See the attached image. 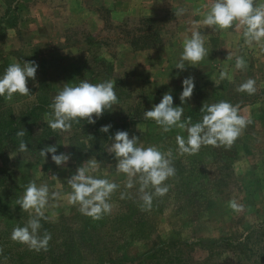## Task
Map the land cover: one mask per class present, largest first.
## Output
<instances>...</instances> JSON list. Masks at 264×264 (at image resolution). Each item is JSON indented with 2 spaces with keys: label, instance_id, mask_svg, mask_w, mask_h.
<instances>
[{
  "label": "rangeland",
  "instance_id": "obj_1",
  "mask_svg": "<svg viewBox=\"0 0 264 264\" xmlns=\"http://www.w3.org/2000/svg\"><path fill=\"white\" fill-rule=\"evenodd\" d=\"M209 6L210 0H0V75L13 62L34 60L39 65L36 79L28 80L30 94H14L11 101L1 97L0 114L19 119L40 106L28 150L10 152L0 162L15 178L14 184L0 188V264H60V244L71 242L76 264H154L145 255L162 242L182 264H264V48L246 45L238 24L225 31L203 26ZM181 7L184 15H174ZM197 30L208 55L195 66L186 62V70L180 71L175 65L183 42ZM236 56L246 60V69L235 68ZM221 71L228 73L227 79H219ZM189 75L195 88L181 105V81ZM249 78L256 81L255 94L236 91ZM81 80L115 82L118 104L95 124L85 120L67 132L52 131L47 120L53 97L65 84ZM165 92L184 112L221 100L238 104L239 115L252 123L231 149L202 146L194 155H181L176 136L186 138V131L174 127L164 132L154 120L143 118ZM107 124L112 125L108 133L96 130ZM117 130L137 136L138 146L171 150L176 172L165 181L169 191L154 197L148 211L141 210L139 184L126 189L128 178L116 171L107 151ZM46 145L71 153L66 167H57L50 154L45 160L40 156ZM90 159L99 163L90 175L120 185L109 201L111 212L99 220L67 203V178ZM30 181L61 193L58 200L50 199L47 219L40 221L39 234L51 233L47 251L10 238L13 228L34 215L16 205ZM121 192L127 198L121 199ZM232 199L244 205L242 212L228 207Z\"/></svg>",
  "mask_w": 264,
  "mask_h": 264
},
{
  "label": "clouds",
  "instance_id": "obj_2",
  "mask_svg": "<svg viewBox=\"0 0 264 264\" xmlns=\"http://www.w3.org/2000/svg\"><path fill=\"white\" fill-rule=\"evenodd\" d=\"M186 9L178 8L174 15H184ZM203 26L214 31H225L238 24L243 32L246 45L253 43L264 48V4H257V0H210V6L205 12L201 21ZM208 55L205 47V39L200 31H192L190 37L183 42V51L180 54L175 68L186 70L185 63L195 66ZM232 57L229 56L228 59ZM39 65L36 61H23L11 63L0 75V96L11 101L14 94L27 96L30 94L28 80H35ZM235 68L244 70L247 68L246 60L241 56L235 57ZM228 78L226 71H221L219 79ZM256 81L252 78L237 86L236 91L253 95L256 92ZM182 91L179 95L181 105L191 99L194 88V76H187L181 81ZM118 104V97L115 92V82L105 80L100 83H90L81 80L76 85L65 84L62 89L53 97L50 104L51 114L48 117L49 128L56 132H67L73 124L80 121H87L95 124L105 111L111 112ZM205 112L199 122H182L184 108L174 106L173 96L165 92L158 104L143 113V118L154 120L161 126L164 132L172 128H179L187 132V137L177 135L176 143L181 155H194L199 152L202 146L220 147L231 149L234 142L241 136L243 130L252 123L250 118L239 115V105L221 100L218 103L204 105L201 108ZM111 124L102 125L100 132L108 133ZM26 135L24 129L16 133L17 138ZM138 137L129 136L125 130H117L110 136L111 144L108 146V153L116 161L115 167L118 173L126 175V189H131L136 183L139 184L138 193L142 201L141 210L148 211L152 207L154 197H163L169 191L165 181L175 175V168L171 162V150L164 153L156 146H138ZM67 146V145H65ZM20 152L28 150L27 144L20 139ZM50 154L51 161L57 167H66L71 159V153L58 152L56 145H46L40 150V156L44 160ZM99 163L95 159L86 160L80 164L75 173L67 178L71 191L67 194L69 205H79L81 214L91 217L93 220L101 219L109 214L112 205L109 202L113 193L120 185L107 178H96L89 173L98 169ZM54 176V175H53ZM54 178H57L54 176ZM152 189V191H149ZM127 192H121L120 198H127ZM61 193L52 191L49 186H39L30 181L25 190L17 200L16 205L25 212L34 213L24 226L13 228L11 239L27 245L31 250L37 252L47 251L51 233L45 231L41 236L39 229L42 227L41 219H47L45 209L49 207V201L58 200ZM228 207L236 213L244 210V205L235 199L228 202Z\"/></svg>",
  "mask_w": 264,
  "mask_h": 264
},
{
  "label": "trees",
  "instance_id": "obj_3",
  "mask_svg": "<svg viewBox=\"0 0 264 264\" xmlns=\"http://www.w3.org/2000/svg\"><path fill=\"white\" fill-rule=\"evenodd\" d=\"M9 11L10 8L6 10V15L9 13ZM1 97L2 96H0V98ZM39 113L40 106L27 110L20 116L19 119L10 118L9 114L6 113L0 114V162L8 153L18 151L20 139H23L26 144L29 142V140L32 138V129L35 128V125L38 121ZM203 115L204 113L199 110V107H196L194 109L187 108L181 119L185 123H188V118L191 117L190 122L196 123L202 119ZM21 129L25 130L26 135L23 138H17L16 133ZM96 130L99 131L98 128ZM14 182L15 178L13 176V173L5 169L3 165H0V188H7L14 184ZM122 218L123 216L120 217V219ZM177 245V243H173L171 246L176 248ZM74 247L75 245L72 242L68 246H62V244H60L58 252L60 256V264H76V256L70 255V250ZM170 252L171 251L169 250V246L162 242L151 252H148L145 256L148 259L149 257H151V260L154 264H161L165 260L170 259L172 260V263L170 264H182L181 260L174 259V255L173 257H170L168 255ZM55 253V249H51V251L49 252L50 255H54ZM18 263L23 264L24 262L21 260Z\"/></svg>",
  "mask_w": 264,
  "mask_h": 264
}]
</instances>
